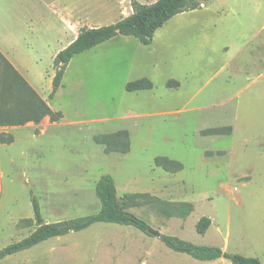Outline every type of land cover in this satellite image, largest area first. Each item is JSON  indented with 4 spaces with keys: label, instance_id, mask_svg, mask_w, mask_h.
Instances as JSON below:
<instances>
[{
    "label": "rangeland",
    "instance_id": "rangeland-1",
    "mask_svg": "<svg viewBox=\"0 0 264 264\" xmlns=\"http://www.w3.org/2000/svg\"><path fill=\"white\" fill-rule=\"evenodd\" d=\"M50 1L91 16L77 32L112 25L132 11V0H118L116 7L109 3L108 17L96 18L104 0ZM198 1L200 9L171 18L148 46L118 36L73 57L48 100L59 121L0 132L13 137L0 144V250L34 230L16 226L33 217L31 195L47 223L97 213L94 187L103 175L112 177L119 198L147 193L159 200L128 210L153 235L95 223L0 264H230L176 253L160 235L264 261V0ZM38 2L0 0V42L37 64L48 99L51 56L67 36L47 15L38 14L47 19L33 33L23 29L20 21ZM140 78L153 88L125 90ZM169 80L179 87L167 88ZM118 131L128 134L127 153L106 151L97 141ZM156 157L183 168L166 172L154 165Z\"/></svg>",
    "mask_w": 264,
    "mask_h": 264
},
{
    "label": "trees",
    "instance_id": "trees-1",
    "mask_svg": "<svg viewBox=\"0 0 264 264\" xmlns=\"http://www.w3.org/2000/svg\"><path fill=\"white\" fill-rule=\"evenodd\" d=\"M201 5L202 2L198 0H154L151 4H141L132 0L131 14L114 24L97 28H81L76 39L53 59L55 75L52 79L49 99L61 87L64 69L76 55L118 36L132 37L141 45L148 46L152 42L155 31L167 21L176 15L200 9ZM166 86L177 88L179 83L169 80ZM152 88L153 83L147 78H140L125 85V90L130 93L147 91ZM46 117L51 122H57L62 118V114L53 111L0 52V128L20 127L27 123L37 125ZM208 133L211 134L212 131ZM97 141L105 145L106 151L127 153L129 150L128 134L125 131L101 136ZM11 143H13L11 135L0 133V144L9 145ZM154 165L169 173H177L183 168L181 163L166 157H156ZM94 189L101 203L97 213L57 223H43L39 202L34 195H31L33 217L18 221L16 226L19 228L34 226V230L22 240L2 248L0 260L28 250L50 238L85 230L95 223L129 226L145 235H153L150 226L128 210L142 202L157 203L159 202L157 198L147 193H125L119 198L114 180L109 175L101 176ZM159 239L168 249L201 262L223 258L230 264H264V261L255 257L224 252L213 246L194 245L168 235H160Z\"/></svg>",
    "mask_w": 264,
    "mask_h": 264
},
{
    "label": "crops",
    "instance_id": "crops-1",
    "mask_svg": "<svg viewBox=\"0 0 264 264\" xmlns=\"http://www.w3.org/2000/svg\"><path fill=\"white\" fill-rule=\"evenodd\" d=\"M39 2L37 5L31 10H27V16L23 21H20L23 25V29L27 30V33H33L35 30L34 25L43 24L46 22L47 18H42L39 15H47L49 16V20L55 22L58 24H61L64 26V33L67 36L65 38L64 44L60 47L54 50L51 59L53 61L54 57L63 49H65L72 41H74L77 37V24L78 23H85L87 20V17L90 19L91 16L88 15H81L79 12V9L76 8V5L70 6L69 3H55L54 1L50 0H38ZM118 0H104L102 6V9L98 11L99 13L95 15L97 18L98 16L102 15L105 17L109 16V3L114 4L116 7V2ZM120 1V0H119ZM98 9V10H99ZM39 14V15H38ZM120 14V13H119ZM131 13H128L130 15ZM119 16V17H118ZM117 17L120 19L124 18L121 17V15H117ZM94 18V17H93ZM118 20V21H119ZM27 52H23L24 55L28 54V48L29 45L26 43ZM0 52L8 59V61L17 69V71L23 76V78L27 81V83L36 91V93L49 105V98H45L44 95L41 92V81H42V73L39 72L37 64H35L30 58H21L18 57L17 53L15 52V49L12 46L6 45L3 42H0ZM30 62H33V64ZM53 77V76H52ZM50 107V105H49ZM51 108V107H50ZM54 111V110H53ZM53 122L49 120L48 117L44 118L39 124L34 123H27L24 126L20 127H5L0 128V132L8 133L14 128H28L29 130L32 128H41V126L44 125H50ZM42 133V131H41Z\"/></svg>",
    "mask_w": 264,
    "mask_h": 264
},
{
    "label": "water",
    "instance_id": "water-1",
    "mask_svg": "<svg viewBox=\"0 0 264 264\" xmlns=\"http://www.w3.org/2000/svg\"><path fill=\"white\" fill-rule=\"evenodd\" d=\"M43 223H47L46 221H44Z\"/></svg>",
    "mask_w": 264,
    "mask_h": 264
}]
</instances>
